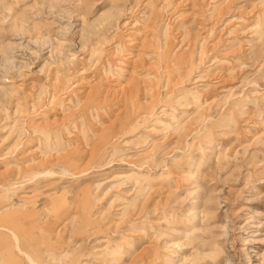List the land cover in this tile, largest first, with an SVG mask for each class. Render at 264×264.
<instances>
[{
  "label": "rangeland",
  "instance_id": "rangeland-1",
  "mask_svg": "<svg viewBox=\"0 0 264 264\" xmlns=\"http://www.w3.org/2000/svg\"><path fill=\"white\" fill-rule=\"evenodd\" d=\"M264 264V0H0V264Z\"/></svg>",
  "mask_w": 264,
  "mask_h": 264
},
{
  "label": "bare ground",
  "instance_id": "bare-ground-1",
  "mask_svg": "<svg viewBox=\"0 0 264 264\" xmlns=\"http://www.w3.org/2000/svg\"><path fill=\"white\" fill-rule=\"evenodd\" d=\"M12 235H13L14 240L16 241V244H17L16 249H18V251H20V253L24 254L33 264H38L31 258V256L26 251H23L20 248V241H19L18 235L15 232H12Z\"/></svg>",
  "mask_w": 264,
  "mask_h": 264
}]
</instances>
